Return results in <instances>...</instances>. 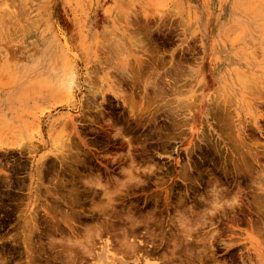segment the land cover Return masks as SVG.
<instances>
[{
	"label": "rangeland",
	"instance_id": "obj_1",
	"mask_svg": "<svg viewBox=\"0 0 264 264\" xmlns=\"http://www.w3.org/2000/svg\"><path fill=\"white\" fill-rule=\"evenodd\" d=\"M0 264H264V0H0Z\"/></svg>",
	"mask_w": 264,
	"mask_h": 264
},
{
	"label": "bare ground",
	"instance_id": "obj_2",
	"mask_svg": "<svg viewBox=\"0 0 264 264\" xmlns=\"http://www.w3.org/2000/svg\"><path fill=\"white\" fill-rule=\"evenodd\" d=\"M133 242V241H132ZM180 245V244H179ZM174 249V248H173ZM91 250V249H90Z\"/></svg>",
	"mask_w": 264,
	"mask_h": 264
}]
</instances>
